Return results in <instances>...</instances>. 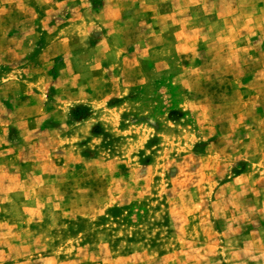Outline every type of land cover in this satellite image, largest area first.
Wrapping results in <instances>:
<instances>
[{
    "label": "rangeland",
    "instance_id": "374dc122",
    "mask_svg": "<svg viewBox=\"0 0 264 264\" xmlns=\"http://www.w3.org/2000/svg\"><path fill=\"white\" fill-rule=\"evenodd\" d=\"M0 264H264V0H0Z\"/></svg>",
    "mask_w": 264,
    "mask_h": 264
}]
</instances>
